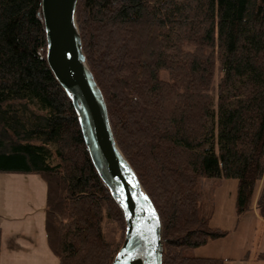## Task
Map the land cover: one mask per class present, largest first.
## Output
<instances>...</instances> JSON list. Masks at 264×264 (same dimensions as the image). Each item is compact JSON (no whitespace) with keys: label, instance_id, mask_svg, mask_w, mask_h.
I'll list each match as a JSON object with an SVG mask.
<instances>
[{"label":"trees","instance_id":"1","mask_svg":"<svg viewBox=\"0 0 264 264\" xmlns=\"http://www.w3.org/2000/svg\"><path fill=\"white\" fill-rule=\"evenodd\" d=\"M40 14L41 0H0V174L44 181L59 264H111L124 219L47 65ZM75 23L115 143L159 216L162 264H223L184 251L226 235L200 215L198 180H235L239 216L264 184V0H78ZM263 201L264 186V219Z\"/></svg>","mask_w":264,"mask_h":264},{"label":"water","instance_id":"2","mask_svg":"<svg viewBox=\"0 0 264 264\" xmlns=\"http://www.w3.org/2000/svg\"><path fill=\"white\" fill-rule=\"evenodd\" d=\"M78 0H41L45 59L70 100L89 159L124 219L125 236L111 264H162L159 216L118 149L103 95L82 53L75 23Z\"/></svg>","mask_w":264,"mask_h":264},{"label":"crops","instance_id":"3","mask_svg":"<svg viewBox=\"0 0 264 264\" xmlns=\"http://www.w3.org/2000/svg\"><path fill=\"white\" fill-rule=\"evenodd\" d=\"M257 197L250 206L251 225L264 224L256 209ZM45 201L46 185L39 176L0 174V264H59L46 242ZM262 252L229 262L221 259L223 264H264L257 258Z\"/></svg>","mask_w":264,"mask_h":264},{"label":"rangeland","instance_id":"4","mask_svg":"<svg viewBox=\"0 0 264 264\" xmlns=\"http://www.w3.org/2000/svg\"><path fill=\"white\" fill-rule=\"evenodd\" d=\"M162 77L165 78L166 75L163 74ZM216 84L217 80L215 86ZM51 150L54 151V148L51 147ZM263 186V182L257 183L252 200L257 196L256 200L259 199ZM197 189L200 192L198 201L200 215L208 219L210 228L225 231L226 235L217 240H210L203 246L185 250L186 256L226 258V262H229V258L247 254L253 256L260 251L264 252V224L256 221V224L251 225L252 213L248 211L239 216L236 212L235 180L202 178L198 180ZM103 226L108 239L115 241L117 233L114 225L104 222Z\"/></svg>","mask_w":264,"mask_h":264},{"label":"bare ground","instance_id":"5","mask_svg":"<svg viewBox=\"0 0 264 264\" xmlns=\"http://www.w3.org/2000/svg\"><path fill=\"white\" fill-rule=\"evenodd\" d=\"M132 264H142V261L140 258H137Z\"/></svg>","mask_w":264,"mask_h":264}]
</instances>
